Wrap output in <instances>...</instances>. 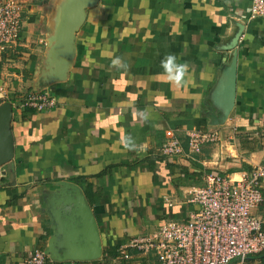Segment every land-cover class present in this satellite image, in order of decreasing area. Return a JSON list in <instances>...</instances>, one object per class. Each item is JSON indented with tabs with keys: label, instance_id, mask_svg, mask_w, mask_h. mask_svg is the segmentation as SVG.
<instances>
[{
	"label": "crops",
	"instance_id": "1",
	"mask_svg": "<svg viewBox=\"0 0 264 264\" xmlns=\"http://www.w3.org/2000/svg\"><path fill=\"white\" fill-rule=\"evenodd\" d=\"M18 1L21 37L0 53V104L46 90L56 106L13 109L14 157L0 168V264H27L34 250L45 253L53 221L68 210L60 183L78 187L90 207L101 256L59 262L46 255V263L157 264L129 242L166 222H185L195 209L189 191L207 174L238 180L264 163V20H249L250 0H99L76 34L66 81L38 86L60 0ZM235 23L244 25L235 106L214 127L218 113L207 95L230 58L218 48ZM168 54L188 65L181 87L160 66ZM116 56L127 70L112 66ZM168 130L182 154L160 153ZM189 130H214L219 140L192 153ZM260 191L252 213L264 228V178ZM256 260L264 264V253Z\"/></svg>",
	"mask_w": 264,
	"mask_h": 264
},
{
	"label": "built area",
	"instance_id": "2",
	"mask_svg": "<svg viewBox=\"0 0 264 264\" xmlns=\"http://www.w3.org/2000/svg\"><path fill=\"white\" fill-rule=\"evenodd\" d=\"M20 13L18 0H0V53L18 43ZM255 18L264 20V0H250L249 20ZM4 92L0 87V94ZM11 106L17 111L39 113L55 108L56 100L46 90L31 91ZM185 135L192 153H199L202 145L219 140L214 130H189ZM164 137L162 155L183 153L172 131H166ZM263 178L264 163L238 180L207 174L202 187L189 191V203L195 209L185 222H166L156 232L132 239L128 248L153 255L157 264H260L256 257L264 252V228L252 212L263 200L260 191ZM46 261L43 251L34 250L28 254L26 263Z\"/></svg>",
	"mask_w": 264,
	"mask_h": 264
},
{
	"label": "water",
	"instance_id": "3",
	"mask_svg": "<svg viewBox=\"0 0 264 264\" xmlns=\"http://www.w3.org/2000/svg\"><path fill=\"white\" fill-rule=\"evenodd\" d=\"M99 0H60L52 16L51 34L46 40L44 66L38 75V86L66 81L76 53V34L83 26L87 11ZM235 32L229 40L219 46V51L229 52L230 58L219 69L207 98L218 113L210 123L220 126L225 123L235 106L237 46L244 25L234 24ZM38 92V91H34ZM13 108L11 103L0 104V168L14 157V139L11 130ZM62 203L67 212L59 213L63 218L53 221V233L49 238L45 254L55 261H92L101 256L98 228L79 188L60 183ZM67 221V224L65 222ZM57 223V225H56Z\"/></svg>",
	"mask_w": 264,
	"mask_h": 264
},
{
	"label": "clouds",
	"instance_id": "4",
	"mask_svg": "<svg viewBox=\"0 0 264 264\" xmlns=\"http://www.w3.org/2000/svg\"><path fill=\"white\" fill-rule=\"evenodd\" d=\"M111 64L118 70H127L128 67L126 62L119 56L114 57L111 60ZM160 66L171 84H174L177 87H181L183 85L188 72L187 63L178 62V59L175 55L168 54L161 60Z\"/></svg>",
	"mask_w": 264,
	"mask_h": 264
},
{
	"label": "trees",
	"instance_id": "5",
	"mask_svg": "<svg viewBox=\"0 0 264 264\" xmlns=\"http://www.w3.org/2000/svg\"><path fill=\"white\" fill-rule=\"evenodd\" d=\"M29 92H31V91H29ZM27 112H28V111H27ZM263 253H264V252H263ZM263 253H262V254H263ZM262 254H260V255H262ZM260 255H259V256H260ZM259 256H257V257L259 258ZM45 264H48V263H45ZM91 264H92V263H91ZM93 264H95V263H93ZM104 264H110V263L105 262Z\"/></svg>",
	"mask_w": 264,
	"mask_h": 264
}]
</instances>
